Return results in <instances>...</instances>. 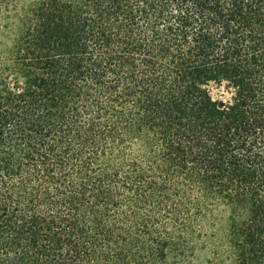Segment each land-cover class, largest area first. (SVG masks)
<instances>
[{
	"label": "trees",
	"instance_id": "obj_1",
	"mask_svg": "<svg viewBox=\"0 0 264 264\" xmlns=\"http://www.w3.org/2000/svg\"><path fill=\"white\" fill-rule=\"evenodd\" d=\"M200 259L264 264V0H0V264Z\"/></svg>",
	"mask_w": 264,
	"mask_h": 264
},
{
	"label": "rangeland",
	"instance_id": "obj_2",
	"mask_svg": "<svg viewBox=\"0 0 264 264\" xmlns=\"http://www.w3.org/2000/svg\"><path fill=\"white\" fill-rule=\"evenodd\" d=\"M211 90L213 93V97L219 99L220 101H223L227 97V95L225 94V92H223L222 89L211 87ZM195 264H203V260L200 259Z\"/></svg>",
	"mask_w": 264,
	"mask_h": 264
}]
</instances>
